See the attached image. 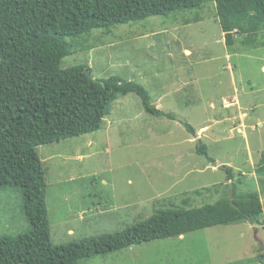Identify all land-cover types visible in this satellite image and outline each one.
I'll return each instance as SVG.
<instances>
[{"label":"rangeland","instance_id":"374dc122","mask_svg":"<svg viewBox=\"0 0 264 264\" xmlns=\"http://www.w3.org/2000/svg\"><path fill=\"white\" fill-rule=\"evenodd\" d=\"M196 17L201 25L192 24ZM75 41L62 69L85 65L96 78L137 83L175 121L150 116L131 94L116 99L99 131L39 146L52 243L125 231L184 198L192 206L214 204L241 181L238 196H260L259 227L215 226L77 264H264L257 259L264 255V171L258 174L264 166V47H245L239 37L228 49L212 0L199 10L94 30ZM184 81L190 85L182 87ZM234 97L239 112L227 103L230 109L223 108V99ZM200 144L215 163L196 153ZM21 204L18 187L0 189V237L30 230Z\"/></svg>","mask_w":264,"mask_h":264},{"label":"trees","instance_id":"16d2710c","mask_svg":"<svg viewBox=\"0 0 264 264\" xmlns=\"http://www.w3.org/2000/svg\"><path fill=\"white\" fill-rule=\"evenodd\" d=\"M212 1L228 49L239 37H243L245 47H264V0ZM204 3L205 0H0V189H20L21 209L30 225L26 233L0 237V264H77L83 259L215 226H260V196H238V181L232 185L229 197L214 204L192 206L190 198H184L181 206L168 205L122 232L64 245L51 241L45 173L36 152L39 146L99 131L116 99L131 94L140 99L150 116L175 121L173 115L152 105L141 85L116 77L96 78L85 65L62 69V60L72 54V45L78 47L75 40L94 30L109 32L131 22L199 10ZM67 39L72 40V45ZM119 109L122 110L120 104ZM182 124L188 133L196 135L189 124ZM196 153L215 163L205 145H197ZM263 167L258 169L259 176ZM262 258L264 255L257 256Z\"/></svg>","mask_w":264,"mask_h":264},{"label":"crops","instance_id":"0c3cea01","mask_svg":"<svg viewBox=\"0 0 264 264\" xmlns=\"http://www.w3.org/2000/svg\"><path fill=\"white\" fill-rule=\"evenodd\" d=\"M197 21H195L194 23H192V24H196V25H201L202 23H203V19H201V17H198L197 19H196ZM218 23V22H217ZM187 25V24H186ZM190 25V24H189ZM219 25V24H218ZM184 53H185V55L186 56H190L191 55V53H190V51H188V50H185L184 51ZM262 72H264V66L262 67V70H261ZM155 78H156V80H157V77H158V75H155L154 76ZM184 85H186L187 87L190 85L187 81H184L183 83H182V87H185ZM161 97V96H160ZM223 108H227V109H230L231 107L234 109V108H237L238 109V112H239V110H241V107H240V104L238 103V100H237V97H234L231 101H227V99L226 98H224L223 99ZM226 103L228 104V106L230 107H226ZM213 106V105H212ZM233 119H235V118H233ZM200 130H202V128H200ZM41 160V159H40ZM41 162L43 163V161L41 160ZM69 232H70V230H69Z\"/></svg>","mask_w":264,"mask_h":264},{"label":"clouds","instance_id":"9594fccd","mask_svg":"<svg viewBox=\"0 0 264 264\" xmlns=\"http://www.w3.org/2000/svg\"><path fill=\"white\" fill-rule=\"evenodd\" d=\"M43 164V163H42Z\"/></svg>","mask_w":264,"mask_h":264}]
</instances>
